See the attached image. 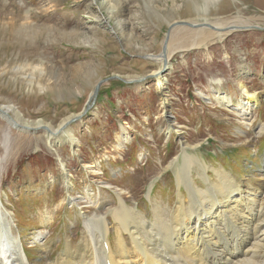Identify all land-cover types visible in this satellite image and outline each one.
Segmentation results:
<instances>
[{"label": "rangeland", "instance_id": "obj_1", "mask_svg": "<svg viewBox=\"0 0 264 264\" xmlns=\"http://www.w3.org/2000/svg\"><path fill=\"white\" fill-rule=\"evenodd\" d=\"M101 1L0 0V110L13 108L0 114L1 206L33 264L46 256L55 260L72 236L80 242V215L101 213L108 203L117 208L114 191L146 219L156 206L172 218L177 214V173L188 168L202 190L212 191L200 166L207 168L210 182L217 183L218 171L243 191L264 188L261 175L246 167L251 157L264 161V132L258 134L264 127V0H112L111 13ZM237 17L252 26L222 30L213 42L178 50L163 76L147 78L164 69L156 58L163 56L173 24L215 30L210 23ZM10 21L14 28L6 26ZM188 27L174 28L171 37L196 31ZM157 78L165 79L164 92H158ZM241 85L260 106L250 126L239 110L210 102L216 90L237 102ZM91 105L70 126L75 144L46 130ZM40 121L43 128L29 132L15 124L35 127ZM180 192L189 194L186 184ZM88 194L98 205L86 204ZM42 230L47 253L34 240ZM110 236L113 242L114 230Z\"/></svg>", "mask_w": 264, "mask_h": 264}, {"label": "bare ground", "instance_id": "obj_2", "mask_svg": "<svg viewBox=\"0 0 264 264\" xmlns=\"http://www.w3.org/2000/svg\"><path fill=\"white\" fill-rule=\"evenodd\" d=\"M111 1H101L102 4L108 5L110 13L114 9ZM97 7L99 10L101 9L98 5ZM110 16L105 19L108 20ZM240 18L210 23L215 30L201 26L194 27V29L196 28L194 33H184L177 38L173 35L167 43V56L156 58L158 63L163 64V72L161 70L151 76L153 78L163 76L170 66L169 58L178 50L213 42L220 36L222 37L224 34L220 32L222 30L229 33L230 30L227 29L230 28L252 26V23ZM12 25L14 28L13 21L6 24L8 27ZM75 75L77 74L75 73ZM165 82V79L157 78L158 92L165 91L163 85ZM218 83L222 84V81ZM240 90L242 97L237 102L231 95L217 90L210 98V102L216 101L217 105L230 112L239 110L237 115L242 118L244 124L250 123L251 125L249 120L252 119V110H256L258 102H256V96L246 86L241 85ZM203 102L205 101L203 100ZM11 111H13L12 107H6V112L1 115H7ZM84 114L83 112L73 118L69 117L57 129L50 128V125L46 126L49 128L47 131L49 134L57 136L59 134L67 135L68 138L64 142L75 144L78 138L71 133L70 126L72 123H77L79 118L82 120ZM20 121L17 119V122ZM13 125L14 123H11L10 126L14 127L15 125ZM16 125L21 126L22 130L26 132H29V129L38 130L43 126L41 121L36 123L35 127L23 126L18 123ZM262 128L258 134L264 132V127ZM172 130L169 128L170 132ZM51 139L52 136L49 135L48 143L52 148ZM124 142L125 144L131 143L126 139ZM61 143H57V145ZM122 149L119 147V150ZM58 158L60 159L59 156ZM61 164L65 170L62 161ZM94 166L88 168L93 169ZM192 171L188 168V170H181L177 173L179 189L181 190V186L186 184L189 194L183 197L179 190L177 214L173 218L156 206V214L145 219L143 212L138 213L139 210L137 212L132 210L123 195L114 191L119 200L117 208H113L111 203H108L99 208V211L102 210L101 213L92 216H85L82 213L80 216L84 226L80 242H75V238L70 237V242H67L65 249L56 256L55 260L51 262V257L46 256L44 260L41 259L43 260L41 263L46 264L49 261L48 264H264V203L262 198L264 188L243 191L242 187L233 180L234 178L218 171H216L217 183L210 182L207 168L200 166L198 172L211 188L210 192L199 188ZM105 188L111 189L112 186L105 185ZM92 195L88 194V199L85 198L88 201L86 204L98 205L99 200L97 201V198L95 200ZM218 195L223 198V201L217 200ZM204 198L209 199L207 208L197 205V200L201 201ZM1 203L0 195V264H33L29 261L25 247L21 246V240L14 236L9 220L10 215L4 207L2 208ZM72 204L80 207V200L74 199ZM110 216L114 225L110 222ZM46 225H51V219L47 221ZM236 228L239 232L236 231ZM113 230L115 238L112 242L113 238L110 235ZM45 234L46 231L43 230L37 232L34 240L43 248L44 253H47L43 238ZM46 259L48 260L46 261Z\"/></svg>", "mask_w": 264, "mask_h": 264}, {"label": "water", "instance_id": "obj_3", "mask_svg": "<svg viewBox=\"0 0 264 264\" xmlns=\"http://www.w3.org/2000/svg\"><path fill=\"white\" fill-rule=\"evenodd\" d=\"M183 26H189V27H192V28L196 27V25H191V24H189V23H185V22H180V23H175V24H173V25L169 28V31H168V33H167L166 41H165V45H164V49H163L164 54H163L162 57L167 56V55H166V51H167V43H168V41L170 40L171 33H172L173 29H174V28H177V27H183ZM199 26H201V25H199ZM204 26H207V25H204ZM227 30H229V29H227ZM223 31L225 32L226 30H223ZM166 71H167V70H166ZM147 78H153V76H149V77H147ZM155 78H156V77H155ZM135 82H137V81H135ZM138 82H143V80H139ZM131 83H132V82H131ZM99 87H100V84H99V85L96 87V89H95V95H97ZM95 98H96V97H95ZM94 102H95V101H94ZM91 108H92V105H91V106H88L87 109H86V111H84V113L87 114V112H89V110H91ZM2 113H3V111L0 110V114H2ZM78 120H80V118H79ZM78 120H77V121H78ZM15 124H16V123H15ZM46 130L49 131V128L46 127Z\"/></svg>", "mask_w": 264, "mask_h": 264}]
</instances>
